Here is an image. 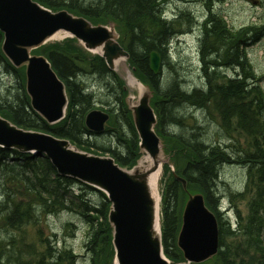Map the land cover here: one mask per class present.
<instances>
[{
	"label": "trees",
	"instance_id": "trees-1",
	"mask_svg": "<svg viewBox=\"0 0 264 264\" xmlns=\"http://www.w3.org/2000/svg\"><path fill=\"white\" fill-rule=\"evenodd\" d=\"M36 1L52 10L67 9L74 14L83 15L94 23H108L109 21L116 23L120 32V43L129 53L128 61L131 67H134L141 81L156 88V91H153L152 102L158 117L157 132L169 146V152L174 157L176 173L186 179L188 191L201 192L208 207L213 208L209 194L215 188L216 169L220 163L236 158L242 162L251 163L247 172L246 189L239 195H247L246 192L256 182L261 184L260 179L264 178V90L260 81L263 76H258L253 71L246 50L262 38L264 24L255 23L239 29H231L223 15L215 11V4L222 0H190L202 2L205 7L200 26L202 34L200 61L202 72L206 77L205 85L201 90L205 89L207 93L203 100L194 95L200 91L199 89H182L178 83L172 84L173 87L169 89L159 88L155 79L162 76V69L154 74L149 68L151 51L160 55L162 63L167 57L169 39L183 30L184 24L181 18L186 19L189 30L196 24L191 14L186 12H181L179 16L163 14L167 0H119V12L113 9L111 4L113 0ZM138 20L142 22L144 33L149 35V38L145 37L148 45L140 58L133 48L135 27L133 28L131 23ZM174 32L175 34L172 35ZM1 41L0 31V43ZM39 49L49 59L58 76L66 84L69 105L65 118L55 125H48L31 108L28 97L23 91L11 100L0 96V114L18 126L51 132L58 137L71 140L81 149L90 151L89 143L83 138L87 135L92 136L90 134L92 132L84 126L83 118L85 113L94 107L92 106L94 93L84 92L85 85L78 81V76L84 71L101 75L112 72L100 56H91L73 38L66 39L63 43L44 45ZM233 52L235 56L231 60ZM207 57L222 60L223 65L221 66L223 68L232 67L237 71L238 77L227 78V74L223 73L219 66H213L211 71L206 72L209 66L206 63ZM4 64L11 67L0 50V65ZM16 72L23 84V73ZM112 74L117 81L118 91L121 93L119 100L125 109L121 117L128 123L131 133L122 134L123 131L119 130L122 119L118 115L111 114L110 126L106 131L114 130L116 135L125 142L126 150L122 151L123 154L110 147L102 150L114 157L120 165L130 166L139 156L138 137L132 124L131 112L124 100L126 93L122 82L115 73ZM176 101L191 102L204 108H208L211 103L220 114H223L220 106L224 102L233 101V104L242 109L249 107L248 112L242 111L239 120L234 117L222 126V131L229 142L236 144L239 140L232 135V131L227 129V125L237 123L236 131L246 136L242 142L243 145L235 146L232 151H227L228 144L224 147L220 142H205L198 138L194 131H191L186 140L177 135H163V123L166 120L182 123L179 114L175 112L180 104ZM251 128L257 131L254 130L251 133ZM218 136L221 138L223 134H218ZM251 148L255 150L251 152ZM237 149H240V152L234 158L231 153ZM240 153L252 156L251 158L241 157ZM260 155H262L261 159L254 160ZM171 177V181L164 188L161 206L162 243L164 253L171 260V264L264 263V184L258 185L255 195L250 196L245 219L238 222L233 230L229 220H222L217 214L219 229L217 254L202 263H187L176 245V234L180 226V215L187 192L183 190L181 183L174 176ZM74 182L84 185L74 178L59 175L49 159L44 156L0 147V237H8L6 240L13 243L7 246L0 241V253L10 248L12 250L10 253L14 255L15 252L20 253L26 247L31 248L36 255L22 259L24 264H76L77 254L70 248L57 249L55 245L51 248L48 240H45L48 248H42L39 245L44 241L42 230L37 227L39 220L67 209L78 215L88 216L85 220L88 226L85 247L90 253L91 264H97L100 243L108 245L106 264H112L114 251L111 244V227L107 220L109 202L98 190L94 192L101 194L104 200L100 206L92 203L82 193L73 197L70 189ZM89 188L92 189L91 186ZM36 207L40 209V212L35 216L34 208ZM29 227H33L34 230L29 232ZM52 249L55 253H52ZM19 253L15 257L20 259Z\"/></svg>",
	"mask_w": 264,
	"mask_h": 264
},
{
	"label": "water",
	"instance_id": "water-1",
	"mask_svg": "<svg viewBox=\"0 0 264 264\" xmlns=\"http://www.w3.org/2000/svg\"><path fill=\"white\" fill-rule=\"evenodd\" d=\"M0 31L4 38L1 49L15 67H25V88L30 105L48 123L65 115L68 98L64 82L43 55L31 51L45 44L53 35L64 32L75 37L86 49H102L107 66L128 53L116 41L114 24H93L83 16L66 9L52 11L35 0H0ZM150 69L157 73L160 58L150 54ZM127 103L140 138L141 157L131 169H125L109 156L79 150L69 140L47 132L21 128L0 116V146L21 152H34L48 157L58 173L71 176L107 193L111 202L108 221L113 229L112 245L116 264H170L163 254L159 222V201L149 182L162 159L161 140L155 131L157 123L150 103V92ZM109 118L106 112L92 110L85 117L91 130L100 132ZM151 159L143 163L142 156ZM186 189V181L179 178ZM216 216L205 203L202 193L189 194L182 212L177 245L186 260L200 263L218 251Z\"/></svg>",
	"mask_w": 264,
	"mask_h": 264
},
{
	"label": "rangeland",
	"instance_id": "rangeland-1",
	"mask_svg": "<svg viewBox=\"0 0 264 264\" xmlns=\"http://www.w3.org/2000/svg\"><path fill=\"white\" fill-rule=\"evenodd\" d=\"M166 2L164 10L167 16H179L181 12H186L194 16V22H196V24L192 26L190 30L185 24L182 27L183 30L178 32L177 35L171 39L168 49L169 56L165 57L161 66V77L164 79L165 83L172 78L176 79L175 81H178L176 83H178L182 89L191 90L193 87L202 88L206 81L202 78L203 72L201 70V61L198 54L200 34V31L198 33V28H200L203 19L205 10L204 4L199 1L190 0H167ZM215 11L221 13L226 18L227 24L229 27H232V29H239L255 23L264 24V0H222L215 4ZM194 22L192 24H194ZM66 39L67 38L65 37H60L52 39L50 42L62 43L66 41ZM184 48L185 50H183ZM247 53L255 73L258 76H263L260 85L264 90V35L258 43L247 48ZM122 61V65H120L116 72L123 80L128 94L137 96L138 84L135 83L132 85L130 83L131 78L129 77V74L133 76L132 71L127 60L125 59ZM221 71L229 75V77L236 72L232 67L221 68ZM19 78V74L13 68L8 67L5 64L0 66V96L2 98L11 100L18 96L15 90H17V87L20 86V84L21 87H23ZM81 80L85 83V86L88 85L89 90L94 93L92 106L97 108L100 106L104 109L115 107V100L117 97L121 96V93L118 91V84L112 73L101 75L100 73L84 71ZM165 85L163 86V89H165ZM101 102H104L105 104H102ZM175 112L185 118L186 126H181L183 124H178L172 121V123H168L169 125H167L168 127H166V130L163 127L165 132L177 136L181 135L188 137L191 134V131H194L201 140H206L207 142H220L224 147L228 144L229 148H226L227 151H232L235 146L243 145L242 142L246 139L244 134H239L236 131L238 124L233 123L228 124L227 129L232 131V135L239 140V143L232 144V142H229L217 122V118L213 116L211 117L204 108H200L197 104L180 102ZM120 119H122V122L119 124V130L121 132L123 131L122 134L129 135L131 129L128 126V123L123 120V117L121 116ZM193 124L198 126L191 128V125ZM219 127L221 129H219ZM181 132L184 133L180 134ZM218 134H223V136L219 138ZM124 138L126 139L125 136ZM83 139L89 143L90 152H93L96 155H108V153H104L102 149L110 147L112 150H115L114 147L116 144H118V147L120 148L119 151H117L120 154H123L122 151L126 150V144L116 135L114 130L105 132L104 135H87ZM163 158L165 160L164 164L168 165V171L165 172L163 167L162 179L158 186L160 195H162L167 183L171 181V173L175 170L174 158L166 150V147H164ZM246 180L247 173H245V169L240 165H224L221 168L218 186L222 192H225L223 199L224 207L231 208V206H233L230 193H234L235 190L240 191L241 193L245 187ZM72 185L70 191L73 197L82 193L94 204L100 206L104 203V200L102 199L103 196L94 192V190L88 186L77 182H74ZM242 196V199H238L234 203L240 214L244 217L248 211V207L245 199L246 195L244 194ZM227 215L231 217V226H236L237 223L233 210L229 211ZM71 222L75 225L73 226V229L67 228V223ZM37 227H40L42 230V239H44L41 244L39 243L40 247L48 248L46 245L47 241L45 240H48V242L52 241L57 249L66 247L70 248L75 254H77L76 264H91L90 253L85 247L88 226L78 217L76 219L73 215H70L69 212L62 211L58 215L53 214L48 215L45 219L41 218ZM28 230L29 232H32L34 228L29 227ZM107 246L108 245L105 246L100 243V247L98 248L99 258L96 260L97 264H106V255L107 252H109V247Z\"/></svg>",
	"mask_w": 264,
	"mask_h": 264
},
{
	"label": "bare ground",
	"instance_id": "bare-ground-1",
	"mask_svg": "<svg viewBox=\"0 0 264 264\" xmlns=\"http://www.w3.org/2000/svg\"><path fill=\"white\" fill-rule=\"evenodd\" d=\"M111 4H112V7H113V9L114 10H116L117 12H119L118 11V7H119V0H113L112 2H111ZM122 7H123V5H122ZM123 13V12H122ZM203 17H204V15H203ZM133 20V19H132ZM203 20V19H202ZM181 21H182V23L185 25L186 24V19L185 18H181ZM132 24H133V28L135 27H137L136 29L134 28V30H133V48L135 49V51H136V53H137V55L139 56V58L141 57V55L142 54H144V50H146L145 49V47L148 45V42H147V40L145 39V37L146 38H149V35L148 34H145L144 33V31H143V25H142V22H140L139 20L138 21H135V22H131ZM199 30H198V33H199V31H200V34H199V43H198V46H199V48H198V54H199V57H200V47H201V45H200V42L202 41V34H201V29L200 28H198ZM136 30V31H135ZM175 34V32L174 33H172V35H174ZM66 35V33H64V32H58V33H56L55 35H53L52 37H51V39H56V38H60V37H63V36H65ZM177 35V34H176ZM156 36H157V34H156ZM174 37V36H173ZM172 37V38H173ZM172 38H170L169 40V46H170V43H171V39ZM155 39V38H154ZM204 40V39H203ZM137 41H138V43H137ZM183 50H185V48L183 49ZM96 51H98V52H100V51H102V49H100V48H98V49H96ZM166 56H169L168 55V51H167V53H166ZM234 56H235V54H234V52H233V55L231 56V60L234 58ZM149 59H150V57H149ZM123 59H119V60H117L116 61V63H115V67L117 68V69H119V67H120V65H122L121 64V62H123L122 61ZM222 60H216V59H212L211 57H207V59H206V63L209 65L207 68H206V72L207 71H211L212 69L211 68H213V66H219L220 67V70H221V68H223V66H221V65H223L222 63ZM226 64H224V66H225ZM0 66H2V65H0ZM202 70V69H201ZM164 72V71H163ZM236 73V74H235ZM203 75H202V78H203V80L204 81H206V77H205V75H204V72L202 73ZM81 76H82V73H80V75L78 76V81H80L81 83H83L84 85H85V83L81 80ZM233 76V77H232ZM231 77L232 78H236V77H238V73H237V71L236 72H234V75H232ZM129 77L131 78V80H130V83L133 85V84H135V80H134V78L131 76V74H129ZM227 78H230L229 77V75H227ZM19 80H20V83H21V79L19 78ZM176 79H174V78H172V79H170V81L168 80L167 81V83H165L164 82V79L162 78V77H159V78H156L155 79V82L158 84V87L159 88H163V86L165 85V89H169V88H171V87H173L172 86V84H175L176 82H178V81H175ZM185 82V81H184ZM75 87H76V84L74 85ZM81 86V85H80ZM138 87V92H139V95L141 94H143V93H145L146 92V90H147V88H143V87H141L140 85H138L137 86ZM149 87L153 90V91H156V88L154 87V86H151L150 84H149ZM77 88V87H76ZM193 89H199L200 91H198L197 93H194V95H196L197 97H199V98H202L203 100H205V98H206V95H207V93L204 91L205 89H202L201 90V88L200 87H193L191 90H193ZM83 90H84V92L87 94V93H89L90 92V90H89V88H88V85H86V86H84L83 87ZM22 91H23V88L21 87V84H20V86H18L17 87V90H15V92H16V94L17 95H19L20 93H22ZM176 92V91H175ZM16 96V95H15ZM117 96V95H116ZM235 96V95H234ZM13 97H14V95H13ZM9 98V97H8ZM134 98V97H133ZM177 102V101H176ZM102 104H105L104 102H101ZM178 103H180V102H177V104ZM234 102L233 101H231V103H227V102H224L221 106H220V109H221V111H222V113L223 114H220L219 113V111H217L216 110V108L210 103L209 104V107L208 108H204V107H200V108H204L209 114H210V116L212 117H216L217 118V122L219 123V125H220V127L222 128V126L224 125V124H226L229 120H231V119H233L234 117H236L238 120H239V115H242V111H246V112H248L249 111V107L248 108H246V109H242V108H240L238 105H235V104H233ZM115 107L114 108H112V107H109V108H107V109H104V108H101L100 106L97 108V107H95V109L96 110H103V111H105L106 113H108L109 115H113V116H116V115H118V117L119 116H123L124 115V107H123V105H122V103L120 102V100H119V97H117L116 98V100H115ZM133 104H135V103H133ZM179 105V104H178ZM103 107V106H102ZM180 116V120H181V124H183V125H181V126H186V122H185V118L183 117V116H181V115H179ZM172 123V120H166L164 123H163V127H164V129L166 130V127H168L167 125H169L168 123ZM198 125H196V124H193V125H191V128L193 127V128H195V127H197ZM219 127V129H221ZM250 128V127H249ZM164 129L162 128V134L164 135V134H166V135H175V134H172V133H168V132H165L164 131ZM252 129V128H251ZM250 130V129H249ZM257 131L256 129H252L251 130V133H253V131ZM184 132H181L180 134H183ZM165 135V136H166ZM179 137L180 138H185V140L187 139V137H184V136H181V135H179ZM205 142H207L206 140H205ZM125 143V142H124ZM114 149H115V151H119V147H118V144H116L115 145V147H114ZM255 149L254 148H251L250 149V151L251 152H253ZM239 152H240V149L238 150H235V151H233V153H231V156L232 157H234V158H236V155L238 156V154H239ZM240 156L241 157H246V158H251V154H243V153H240ZM142 158H143V163L145 164V165H151V162H152V159L148 156V155H146V154H144L143 156H142ZM262 158V155H260V156H258V157H256V158H254V160H258V159H261ZM254 160H251V161H254ZM224 165H230V166H242L244 169H245V173H247L248 172V169H249V167H250V165H251V163H249V162H242V161H240L238 158H236L235 160H231V161H224V162H222V163H220L219 165H218V167H217V169H216V177H215V179H214V182H215V188H213L212 190H211V194H209V196H211V204H212V206H213V208H211V207H209L212 211H213V213L215 214V216L217 217V214H219L220 215V218L222 219V220H229V222L231 223V217L230 216H228L227 215V213H229V211H232L233 210V212H234V217H235V220H236V223L238 224V222H240V221H243L245 218L240 214V212L238 211V208L236 207V205H235V201H237L238 199H242V195H239V194H241V193H244V192H241L240 193V191H236L235 190V192L233 193V192H231L230 193V196H231V202H232V204H233V206H231V208H229V207H224L223 206V199H224V194H225V192H222L221 190H220V188H219V174H220V170H221V168L224 166ZM161 173H162V169H161V167L158 169V170H156L154 173H152L151 175H150V177H149V182H150V184H151V188H152V190H153V195H154V197H156V201H159V198H158V196H159V189H158V186H159V182H160V179H161ZM258 181H259V178L257 179ZM247 181V180H246ZM260 183L261 184H259V183H255L247 192H246V197H245V199H246V201L247 202H249V200H250V196L251 197H253L254 195H255V193L257 192V189H258V185L259 186H262L263 184H264V178L262 177V179H260ZM246 189V182H245V187H244V189H243V191ZM225 191V190H224ZM1 204V203H0ZM63 211H65V210H63ZM66 211L67 212H69L70 213V215H73L76 219H77V217L82 221V222H85V220H87V215H85V214H81V215H78V214H76V213H74V211H71V210H67L66 209ZM40 212V209L39 208H34V214H35V216L38 214ZM62 212V211H61ZM60 212H55L54 213V215H58ZM51 215H53V214H51ZM77 216V217H76ZM73 226H75L72 222L71 223H67V228H69V229H73ZM235 228V226L234 227H231V229L233 230ZM73 232V231H72ZM8 237H0V241H2L4 244H6L7 246H11L13 243L11 242V241H8V240H6ZM53 243H52V241L51 242H49V246L52 248L53 247ZM53 250V249H52ZM12 250L9 248V249H5L4 251H2L1 253H0V264H24V262H23V260L22 259H26L25 257H29V256H31V258L32 257H35V255H34V252L32 251V249L31 248H24L20 253H19V251L18 252H15L14 253V255H12V253H10ZM29 252V253H28ZM20 254V259L19 258H17V257H15V255H17V254ZM52 253H55L54 252V250L52 251ZM51 253V254H52ZM240 264H244V263H242V262H240ZM260 264H264V263H260Z\"/></svg>",
	"mask_w": 264,
	"mask_h": 264
}]
</instances>
